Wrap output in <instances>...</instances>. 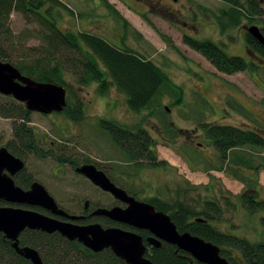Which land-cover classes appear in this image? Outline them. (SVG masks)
<instances>
[{
	"label": "rangeland",
	"instance_id": "obj_1",
	"mask_svg": "<svg viewBox=\"0 0 264 264\" xmlns=\"http://www.w3.org/2000/svg\"><path fill=\"white\" fill-rule=\"evenodd\" d=\"M61 1L73 11L71 14L53 7L59 30L74 34L87 31L103 37L115 47L135 49L157 63L170 80L182 88L183 95L178 104L166 96L160 100L157 111H162L168 127L173 130L168 134V128L161 125L159 116L145 117L148 113L145 110L140 113L130 111L125 95L115 88L105 94L96 91L95 83L79 88L70 73L73 67L64 62V79L73 83L76 94L84 103L86 116L74 122L59 112L47 115L29 112L30 122L26 123L27 126L32 129L37 142L44 138L47 142L42 145V152L45 154L51 150V146L62 144L75 153L77 164L83 163L84 159L93 160L114 182L136 191L143 198H147L145 195L149 196L148 199L155 197L170 206L175 201L185 199L184 203L199 211L205 209L206 200H213L220 212L210 211V214L219 217V221H214L218 227L251 241L262 240L264 209L250 212L241 204L238 195L244 183L238 177H233L228 165L224 170L215 167L220 166L219 158L203 135L200 123L204 121L250 128L259 125L264 136V65L257 63L258 67L251 71L233 74L219 72L201 54L185 45L182 37L186 33L196 39L210 40L229 55L255 61L245 50L244 35L250 25L260 27L263 24L242 19L238 27H229L221 33L215 14L220 8L227 7L222 0H130L133 9L125 6L122 0H106L128 21L129 26L125 28L121 19L108 11L103 0ZM257 1L264 8V0ZM59 11L60 15H55ZM42 27L35 15L12 10L2 28L7 30L6 35L0 33V47L13 60L25 55H31V59L41 58L43 48H46ZM160 33L169 39L170 44ZM59 55L54 54L55 57ZM11 99L15 100L10 95L0 93L2 104ZM203 99L207 101L205 106L202 105ZM99 118L130 128L140 123L149 129L158 158L166 160L168 166H132L107 132L98 127ZM14 122L18 120L0 116V146L12 139ZM51 142L54 144H49ZM190 150L193 151V159L189 155ZM243 150L245 154H251L256 163L264 162V150L249 146L243 147ZM56 166V161L49 155L26 157L27 170L55 199L58 196L56 200L59 204L76 212L80 209L79 200L91 197V194L98 195L90 182L78 177L67 165L62 166L60 178L54 176ZM234 167L236 172L256 178L252 186L259 192L257 197H264V169L254 172ZM57 183L62 185L61 189H58ZM182 189L186 192H182ZM72 253L76 254L72 264L84 263L86 256L82 251ZM234 253L239 255L238 252Z\"/></svg>",
	"mask_w": 264,
	"mask_h": 264
},
{
	"label": "trees",
	"instance_id": "obj_2",
	"mask_svg": "<svg viewBox=\"0 0 264 264\" xmlns=\"http://www.w3.org/2000/svg\"><path fill=\"white\" fill-rule=\"evenodd\" d=\"M103 1L108 11L121 19L125 28L129 26L128 21L112 4L107 3L106 0ZM222 1L227 7L220 8L218 14H215V21L221 33L229 27H238L241 20L246 19L249 22H261L263 25H260L259 28L264 35V8L260 1ZM54 6L72 14L73 10L61 0H0L1 34L6 35L7 30L2 29L4 22L10 12L15 10L25 15H35L39 24L43 26V40L46 43L41 58L31 59V55H25L13 60L5 49L0 47V60L11 63L22 74L37 81L62 85L66 89V106L60 113L68 120L79 122L86 116V112L84 103L76 94L73 83L64 79V62H68L73 67L70 73L79 88L95 83L96 91L100 94H105L109 89L115 88L125 95L126 106L130 111L140 113L145 110L148 111L145 117L159 116L161 125L168 128L165 129L168 134L173 133V130L168 127L162 111L157 110L160 108V100L165 96L173 99L175 104L180 103L183 95L182 88L172 82L163 69L150 57L131 47H115L103 37L87 31H77L74 34L59 30L52 12ZM56 14L60 15V11ZM143 19L155 28L146 17L143 16ZM160 35L170 44L164 34L160 33ZM182 41L189 48L201 54L217 71L225 74L251 71L258 67L257 63L264 65V47L248 33L244 35L246 51L253 59L256 56L257 61H246L241 56L229 55L213 41L196 39L186 33L183 34ZM174 49L178 51V49ZM54 54L60 55L55 57ZM15 100L11 99L4 104L0 102V116L12 118L14 121L18 120V122H14L12 139L5 143V147L12 154L20 158H26L28 155H49L60 163L63 161H69L73 165L79 163L78 160H75V153L70 152L62 144L56 147L51 146V150H47L44 154L42 147H39L38 143L36 144L37 140L32 129L26 124L30 122L29 112L32 111H29L23 102ZM203 101L202 105L205 106L207 101L204 99ZM97 125L107 132L114 145L136 168L168 166L166 160L158 158L153 138L140 123L136 127L130 128L112 120L99 118ZM200 127L219 158L220 166L214 164L215 167L224 170L228 165L233 177H238L244 183V188L238 195L241 204L250 212L263 210L264 197H257L259 192L252 186L256 182V178L250 177L247 173H238L234 167L239 166L254 172L261 168L264 169V162L256 163L251 154H245L243 150L245 146L264 150L262 128L259 125L250 128L204 121L200 123ZM189 153L193 159V151L190 150ZM75 161L77 162L75 163ZM27 181L25 178H17L15 183L23 186L22 184ZM184 189L181 191L186 192ZM184 200L175 201L173 206L161 202L155 197L149 199V202L157 209L167 212L179 231H189L217 245L220 255L231 264H264V238L251 241L246 237L223 231L214 223V221H219V217L210 214V211L217 214L220 212L219 206L213 200H206L205 209L199 211L184 203ZM103 223L108 225L110 220L106 218ZM31 235L23 237V241L32 242L34 248L54 264L74 263L73 258L76 254H73L72 251L79 250L81 252L84 248L75 242H68L69 239L59 235L57 238L53 235L33 236L34 233ZM5 240L7 241L6 237L0 234V264H32L14 251ZM82 252L86 256L83 264H127L109 249L103 250L99 255L98 253L92 255L91 251V253ZM234 252H238L239 255L236 256ZM148 257L153 264H204L169 243H162L159 248H154Z\"/></svg>",
	"mask_w": 264,
	"mask_h": 264
},
{
	"label": "water",
	"instance_id": "obj_3",
	"mask_svg": "<svg viewBox=\"0 0 264 264\" xmlns=\"http://www.w3.org/2000/svg\"><path fill=\"white\" fill-rule=\"evenodd\" d=\"M247 32L264 47V35L259 27L250 25ZM0 93L11 95L17 101L23 102L29 111L42 114L61 112L66 106V89L62 85L37 81L22 74L11 63L1 60ZM23 166L24 162L21 158L9 152L5 146L0 147V199L11 204L42 206L54 213L67 215L57 206L53 197L39 181H33L29 189H23L15 184L12 176ZM76 171L85 175L102 190L128 203L125 208L100 207L94 211L95 214L134 228L148 230L151 235L147 241L155 247H159L161 241H164L189 253L200 263L231 264L220 255L217 245L189 231H179L167 213L156 210L150 203L138 201L128 195L93 163L83 164L77 167ZM68 216L72 219L79 217ZM25 228L48 233L56 231L69 240L81 242L94 252L110 248L117 257L128 264H153L148 257H145L146 247L142 236L136 231L125 230L119 226L103 227L98 222L80 225L49 217L30 208L0 206V232L12 241V246L19 255L32 264H44L36 249L18 245V235Z\"/></svg>",
	"mask_w": 264,
	"mask_h": 264
},
{
	"label": "flooded vegetation",
	"instance_id": "obj_4",
	"mask_svg": "<svg viewBox=\"0 0 264 264\" xmlns=\"http://www.w3.org/2000/svg\"><path fill=\"white\" fill-rule=\"evenodd\" d=\"M122 3L125 5V6H127V7H129V8H131V9H133V3H131L130 2V0H122ZM245 50H246V48H245ZM255 58H256V56H255ZM254 58V59H255ZM144 128H146V127H144ZM147 129V128H146ZM148 130V132H149V134H150V136L152 137V135H151V133H150V130L149 129H147ZM153 138V137H152ZM38 143V146L39 147H42V145L43 144H45V143H47V142H45V138L42 140H40V141H38V142H36V144ZM51 144H54V142H51ZM20 158V157H19ZM22 160H23V162H24V166H23V168L22 169H20L19 171H16L14 174H13V176H12V178H13V180H14V182H16V179L17 178H21V179H27L28 181H27V183H23L22 185L23 186H20L21 188H23V189H29V187H30V185H31V183L33 182V181H35V179L33 178V176H32V173L31 172H29L28 170H27V168H26V158H21ZM84 162L83 163H80V164H71V162H69V161H63V162H57L56 161V168H55V170H57V173L56 172H53V174H54V176H56V177H59L60 178V171L62 170L61 168H62V166H69L74 172H75V174L78 176V177H80L81 179H84V180H87L88 182H90V184L93 186V188H94V190L96 191V192H98V195L96 196V195H93V194H91V197L90 196H87V197H84L82 200H79V202H78V206L80 207V209L79 210H77L76 212H75V210H71V209H69V208H67V207H65V206H63L62 205V203L61 204H59L58 202H57V198H58V196H57V198L55 199V197L53 196V194H51V193H49L53 198H54V200H55V202H56V204H57V206L59 207V208H61L67 215H60V214H57V213H54L53 211H51L50 209H47V208H45V207H42V206H27V205H20V204H11V203H8V202H6V201H4V200H2V199H0V206H8V205H12V206H21V207H24V208H30V209H33V210H35V211H38V212H40V213H43V214H45V215H47V216H49V217H54V218H57V219H60V220H63V221H71V222H73V223H77V224H80V225H88V224H91V223H100L103 227H107V226H119V227H121V228H123V229H125V230H132V231H136L137 233H139L141 236H142V239H143V243H144V245H145V247H146V250H145V257H148V254H150L151 253V251L154 249V248H159L161 245H162V243H167V242H164V241H161V244H160V246L159 247H155V246H153V245H151L150 243H148V241H147V238L151 235V233L148 231V230H146V229H139V228H134L133 226H131V225H128V224H124V223H118V222H116V221H113V220H110L109 218H107L106 216H103V215H100V214H95L94 213V211L95 210H97L98 208H100V207H106V208H111V207H113V206H117V207H120V208H125V207H127V205H128V203L126 202V201H124V200H120V199H117V198H115L111 193H109V192H106V191H104V190H102L100 187H98V186H96L93 182H91L89 179H87L86 178V176L85 175H83L82 173H80V172H77L76 171V168L77 167H79V166H81V165H83V164H86V163H94V161L92 160V161H85V160H83ZM77 161H75V163H76ZM95 164V163H94ZM95 166L98 168V169H100V167L99 166H97L96 164H95ZM132 166H134V167H136L134 164H132ZM137 168H139V167H137ZM103 171V170H102ZM105 172V171H104ZM106 173V172H105ZM109 177V176H108ZM110 178V177H109ZM110 180H112L111 178H110ZM37 181V180H36ZM113 181V180H112ZM114 182V181H113ZM117 186H119V187H121V188H123L125 191H126V193L128 194V195H130V196H132L134 199H136V200H138V201H144V202H147V203H150L149 202V196L148 195H145L144 197H147V198H143L142 196H140L136 191H134V190H132V189H130V188H127V187H125V186H123V185H121V184H118V183H116V182H114ZM16 184V183H15ZM17 185V184H16ZM19 186V185H18ZM57 186H58V189H61L62 188V185H60V184H58L57 183ZM100 193V194H99ZM64 197V196H63ZM151 199V198H150ZM66 201L68 202L69 201V199H68V197H66ZM86 203V204H85ZM150 204H152V203H150ZM153 205V204H152ZM154 206V208L156 209V210H160V209H157L156 207H155V205H153ZM68 215H76V216H79L77 219H72V218H70ZM109 219L110 220V223L107 225V223H103L104 222V219ZM113 222V223H112ZM105 224V225H104ZM34 233V235L33 236H35V235H45V236H48V235H53L54 237H58V235L59 236H61L58 232H52V233H48V232H45V231H41V230H34V229H28V228H25V229H23L20 233H19V235H18V245L20 246V247H22V246H30V247H33L34 248V246H33V243L32 242H24L23 240V237H25L26 235L27 236H32L31 234H33ZM0 234L2 235V236H4L3 235V233L2 232H0ZM5 237V236H4ZM54 237H52V238H54ZM7 239V241L5 240V242H7V244H9L10 246H11V248H13V250L14 251H16L15 250V248L12 246V241L11 240H9L8 238H6ZM28 240H32V239H28ZM68 242H75V243H77V244H80L81 246H83L84 248L82 249V251H87V252H90L92 255H94L95 253H98V255L100 254V252H102L103 250H106V249H109V250H111L110 248H104L103 250H101V251H99V252H94V251H92L91 249H89V248H87V247H85L81 242H79V241H77V240H68ZM81 248V247H80ZM37 250V249H36ZM38 251V250H37ZM38 253H39V255H40V257H41V260L43 261V263L44 264H54V262H52L51 260H49V259H45L41 254H40V252L38 251ZM94 253V254H93ZM149 258V257H148ZM28 260V259H27ZM30 262V261H29Z\"/></svg>",
	"mask_w": 264,
	"mask_h": 264
}]
</instances>
